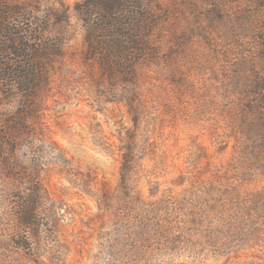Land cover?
<instances>
[{"label": "rangeland", "instance_id": "374dc122", "mask_svg": "<svg viewBox=\"0 0 264 264\" xmlns=\"http://www.w3.org/2000/svg\"><path fill=\"white\" fill-rule=\"evenodd\" d=\"M85 1H4L59 55L0 148V264H264V0H137L132 83L88 59Z\"/></svg>", "mask_w": 264, "mask_h": 264}, {"label": "trees", "instance_id": "16d2710c", "mask_svg": "<svg viewBox=\"0 0 264 264\" xmlns=\"http://www.w3.org/2000/svg\"><path fill=\"white\" fill-rule=\"evenodd\" d=\"M4 1L0 0V112L4 101L17 100L21 106L15 118L5 122L7 132H0V148L12 152L20 131L38 113L37 96L45 90L47 70L59 54L53 52L55 43L36 39V44L30 45L35 30H16L12 26L16 12L10 6L6 8ZM82 6L88 10V59L96 60L107 75H121L123 82L132 83L136 64L156 56L149 44L154 22L143 15L137 0H86ZM35 197L38 199V189ZM21 213L20 224L30 229L31 218Z\"/></svg>", "mask_w": 264, "mask_h": 264}]
</instances>
